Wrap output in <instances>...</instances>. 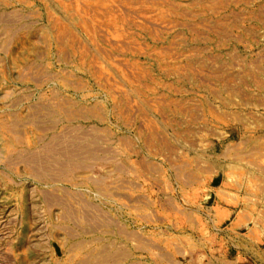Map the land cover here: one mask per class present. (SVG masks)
Here are the masks:
<instances>
[{
	"label": "rangeland",
	"instance_id": "1",
	"mask_svg": "<svg viewBox=\"0 0 264 264\" xmlns=\"http://www.w3.org/2000/svg\"><path fill=\"white\" fill-rule=\"evenodd\" d=\"M0 264H264V0H0Z\"/></svg>",
	"mask_w": 264,
	"mask_h": 264
}]
</instances>
